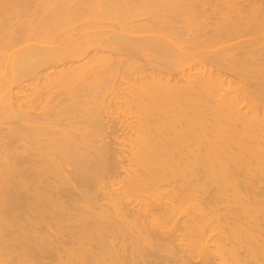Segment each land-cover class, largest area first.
<instances>
[{
    "label": "bare ground",
    "instance_id": "bare-ground-1",
    "mask_svg": "<svg viewBox=\"0 0 264 264\" xmlns=\"http://www.w3.org/2000/svg\"><path fill=\"white\" fill-rule=\"evenodd\" d=\"M242 1L0 0V264H264Z\"/></svg>",
    "mask_w": 264,
    "mask_h": 264
},
{
    "label": "rangeland",
    "instance_id": "rangeland-1",
    "mask_svg": "<svg viewBox=\"0 0 264 264\" xmlns=\"http://www.w3.org/2000/svg\"><path fill=\"white\" fill-rule=\"evenodd\" d=\"M236 2H237L238 4L244 3L242 0H236ZM261 27H262V26H261ZM263 28H264V27H263ZM263 32H264V31H263ZM247 38H248V37L243 38V39H247ZM249 38H250V37H249ZM207 66H208V65H207ZM208 67H209V66H208ZM214 68L216 69V67H213L212 65H210V69L213 70ZM215 69H214V70H215ZM215 71H216V70H215ZM224 74H228V73H224ZM230 75H231V74H230ZM230 75H229L228 77H231ZM232 78H233V76H232ZM233 80H234V79H233ZM234 81H236V80H234ZM111 124H112V122H111L109 125H111ZM119 128H120V127H119ZM120 130H121V129H120ZM120 130H119V131H120ZM121 132H122V130H121ZM118 133H119V132H118ZM119 134H121V133H119Z\"/></svg>",
    "mask_w": 264,
    "mask_h": 264
}]
</instances>
